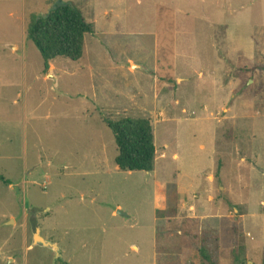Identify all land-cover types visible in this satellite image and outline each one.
<instances>
[{"label":"rangeland","instance_id":"1","mask_svg":"<svg viewBox=\"0 0 264 264\" xmlns=\"http://www.w3.org/2000/svg\"><path fill=\"white\" fill-rule=\"evenodd\" d=\"M14 1L0 0V264H216L207 245L233 226L242 264H264V0H61L95 30L49 69L27 22L59 0ZM126 118L153 126L152 173L116 165L107 123Z\"/></svg>","mask_w":264,"mask_h":264},{"label":"trees","instance_id":"2","mask_svg":"<svg viewBox=\"0 0 264 264\" xmlns=\"http://www.w3.org/2000/svg\"><path fill=\"white\" fill-rule=\"evenodd\" d=\"M27 28L29 39L41 53L46 69L58 58L81 60L85 52L86 36L95 30V26L71 5L59 7L39 19L31 17ZM107 125L118 146V169L124 172L152 173L156 165L157 149L151 122L145 118H126L118 122L109 121ZM4 182L11 185V182Z\"/></svg>","mask_w":264,"mask_h":264},{"label":"crops","instance_id":"3","mask_svg":"<svg viewBox=\"0 0 264 264\" xmlns=\"http://www.w3.org/2000/svg\"><path fill=\"white\" fill-rule=\"evenodd\" d=\"M13 4L15 6V1L13 0ZM54 6L51 5L50 9ZM11 17L13 16V14H10ZM28 23V22H27ZM12 38V37H11ZM14 40V37H13ZM11 50L17 52V48L15 45H10L9 46ZM11 185H13L11 183ZM202 219V218H201ZM193 220H197L198 222H195ZM202 221V220H201ZM187 222H191L192 225L190 226H194L195 228H197L199 230V220L197 218L194 217H188L187 218ZM184 228L188 229V225H184ZM236 227V226H235ZM233 226V228L228 229V227H219V230H215V232H217L218 234H216V236L224 238L222 241L219 240H215L214 243L211 242L208 243L207 245V252L208 255L211 256H216L218 254V257L221 256V258L217 261L215 258V262L216 264H242L241 262V247H240V238H239V232L237 231L238 229L235 228ZM201 228V227H200ZM180 232V231H179ZM185 234L191 232L188 229V232L186 230L183 231ZM181 234V232H180ZM216 243V244H215ZM157 255V253H156ZM214 256V257H215Z\"/></svg>","mask_w":264,"mask_h":264},{"label":"water","instance_id":"4","mask_svg":"<svg viewBox=\"0 0 264 264\" xmlns=\"http://www.w3.org/2000/svg\"><path fill=\"white\" fill-rule=\"evenodd\" d=\"M63 4L61 3V0H59L58 3H56L50 10L49 14L52 13V11L54 10H57L59 7H62ZM119 214H122L121 212H119ZM35 244L36 245H44V246H48V247H52V248H55L58 250L57 246L52 244V243H49V242H46L41 236H40V230L38 229L37 230V233H36V240H35Z\"/></svg>","mask_w":264,"mask_h":264}]
</instances>
